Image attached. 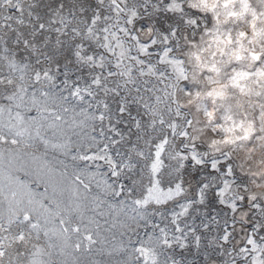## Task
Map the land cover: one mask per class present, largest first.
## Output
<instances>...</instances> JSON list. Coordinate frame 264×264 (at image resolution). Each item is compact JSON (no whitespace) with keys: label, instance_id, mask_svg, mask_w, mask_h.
<instances>
[{"label":"snow or ice","instance_id":"6c2138e0","mask_svg":"<svg viewBox=\"0 0 264 264\" xmlns=\"http://www.w3.org/2000/svg\"><path fill=\"white\" fill-rule=\"evenodd\" d=\"M0 264H264V0H0Z\"/></svg>","mask_w":264,"mask_h":264},{"label":"rangeland","instance_id":"374dc122","mask_svg":"<svg viewBox=\"0 0 264 264\" xmlns=\"http://www.w3.org/2000/svg\"><path fill=\"white\" fill-rule=\"evenodd\" d=\"M197 223H199V220H197ZM186 255H187V258H188V259H192V258H193V257H192L191 255H189V254H186ZM103 259H105V260H106V259H107V257H104Z\"/></svg>","mask_w":264,"mask_h":264}]
</instances>
